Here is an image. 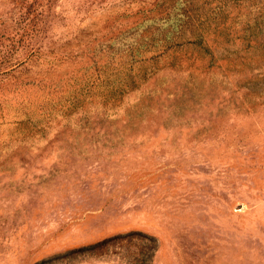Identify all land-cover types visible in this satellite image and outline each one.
Returning <instances> with one entry per match:
<instances>
[{
  "label": "rangeland",
  "instance_id": "rangeland-1",
  "mask_svg": "<svg viewBox=\"0 0 264 264\" xmlns=\"http://www.w3.org/2000/svg\"><path fill=\"white\" fill-rule=\"evenodd\" d=\"M0 264H264V0H0Z\"/></svg>",
  "mask_w": 264,
  "mask_h": 264
},
{
  "label": "trees",
  "instance_id": "trees-1",
  "mask_svg": "<svg viewBox=\"0 0 264 264\" xmlns=\"http://www.w3.org/2000/svg\"><path fill=\"white\" fill-rule=\"evenodd\" d=\"M174 26V25H173Z\"/></svg>",
  "mask_w": 264,
  "mask_h": 264
}]
</instances>
